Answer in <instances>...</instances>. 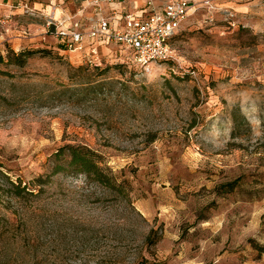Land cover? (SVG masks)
Masks as SVG:
<instances>
[{
  "label": "rangeland",
  "instance_id": "rangeland-1",
  "mask_svg": "<svg viewBox=\"0 0 264 264\" xmlns=\"http://www.w3.org/2000/svg\"><path fill=\"white\" fill-rule=\"evenodd\" d=\"M4 1L0 264H264V0H190L150 71L101 40L62 51ZM70 147L109 185L72 172Z\"/></svg>",
  "mask_w": 264,
  "mask_h": 264
},
{
  "label": "built area",
  "instance_id": "built-area-1",
  "mask_svg": "<svg viewBox=\"0 0 264 264\" xmlns=\"http://www.w3.org/2000/svg\"><path fill=\"white\" fill-rule=\"evenodd\" d=\"M121 0H81L75 14L64 19L48 16L45 19L47 32L53 28L58 42H66L69 51L81 50L86 41L101 40L125 47L133 53L135 62L150 71L152 63L165 62L172 58L171 39L190 15L194 5L190 0H166L158 10L148 0L146 13L122 14L118 8ZM210 12L214 10L211 0L203 4ZM23 14L38 18L42 14L29 4H19ZM108 9L109 12H105ZM93 11V16H85ZM94 54L95 50L92 51Z\"/></svg>",
  "mask_w": 264,
  "mask_h": 264
},
{
  "label": "trees",
  "instance_id": "trees-1",
  "mask_svg": "<svg viewBox=\"0 0 264 264\" xmlns=\"http://www.w3.org/2000/svg\"><path fill=\"white\" fill-rule=\"evenodd\" d=\"M31 18L33 19L34 17ZM48 33L54 35V29L51 28ZM58 47L62 51L68 50L66 42H58ZM31 54L32 53H21L17 55L13 54V58H10L9 61L11 64L21 66L26 62V58L23 59L24 55L29 58ZM0 62H4L2 57H0ZM65 155L67 159V167L71 169L72 172L76 174H82L88 179L109 185V181L104 178V175L101 172V167L96 161H94L92 153L90 151L82 148L78 149L70 147L68 148V151ZM64 170L65 169L63 167L57 166L56 172H61ZM10 184L15 190V196L20 197L22 195V192H24V188L21 187V184H15L14 182H11Z\"/></svg>",
  "mask_w": 264,
  "mask_h": 264
},
{
  "label": "crops",
  "instance_id": "crops-1",
  "mask_svg": "<svg viewBox=\"0 0 264 264\" xmlns=\"http://www.w3.org/2000/svg\"><path fill=\"white\" fill-rule=\"evenodd\" d=\"M21 1V0H5L3 3L5 6H8L10 8V10L13 9H17L18 8V4L17 2ZM147 2L148 0H121L120 2V6L118 8L119 12H121L122 14H127L129 12H136L141 14L148 12V8H147ZM76 5V10L72 11L73 8L72 7H66V6H60V7H47L45 8L42 4L40 3H35V9L38 10L43 17H48V16H54L56 19H64L65 17H68L72 14H75L78 10V8L81 5V0H77L74 2ZM164 3H162L161 5H156V3H154V5L157 7L158 10H161L162 6ZM105 12H109L108 9L105 10ZM12 14H19L21 13V10L19 11H11ZM40 17L39 19L37 18H31L32 20V24L34 23L37 27H40V29H44L45 28V18ZM85 16H93V11H87Z\"/></svg>",
  "mask_w": 264,
  "mask_h": 264
}]
</instances>
